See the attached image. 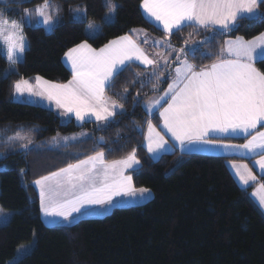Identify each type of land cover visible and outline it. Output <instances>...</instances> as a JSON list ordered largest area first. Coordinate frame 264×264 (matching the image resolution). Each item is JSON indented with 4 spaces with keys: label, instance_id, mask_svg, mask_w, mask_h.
Here are the masks:
<instances>
[{
    "label": "trees",
    "instance_id": "trees-1",
    "mask_svg": "<svg viewBox=\"0 0 264 264\" xmlns=\"http://www.w3.org/2000/svg\"><path fill=\"white\" fill-rule=\"evenodd\" d=\"M107 1L48 0L54 25L46 31L23 19L26 51L12 63L15 70H7L11 62L0 43V206L12 211L9 221L0 224V264L33 239L31 251L12 264H264V215L232 175L227 163L231 157L178 149L157 158L148 154L147 122L159 127L160 118L157 111L149 113L144 102L165 90L168 71L149 82L150 68L133 65L125 70L106 90L123 109L102 126L93 121L63 122L47 107L11 99L13 84L21 79L68 81L71 72L62 57L81 42L98 48L133 28L164 37L143 14L142 0H114L112 22L104 20ZM38 2L44 0L0 3L2 8L13 7L1 19L21 22L24 9ZM257 10L256 16L239 20L231 31L189 27L168 39L181 48L197 46L207 37L209 42L195 56L187 55L197 67L204 66L217 60L226 39H250L264 31V3ZM89 21L99 24L93 36L86 33ZM202 52L212 53L211 58H201ZM256 67L264 71V62L257 61ZM125 88L127 98L122 99L117 94ZM81 130L89 131L88 137L49 147L56 134ZM17 133L24 137L23 144L10 139ZM134 149L140 163L129 175L136 188L152 191L148 201L115 206L103 216L79 218L72 224L44 222L37 179L100 151L105 161H113Z\"/></svg>",
    "mask_w": 264,
    "mask_h": 264
},
{
    "label": "snow or ice",
    "instance_id": "snow-or-ice-1",
    "mask_svg": "<svg viewBox=\"0 0 264 264\" xmlns=\"http://www.w3.org/2000/svg\"><path fill=\"white\" fill-rule=\"evenodd\" d=\"M260 3L264 0H142L141 7L154 26H162L165 36L171 37L189 27L231 31L239 20L253 18ZM108 6L111 14L116 5L108 0ZM49 8L48 0H44L33 10L25 9L21 22L0 19V43L5 46L6 57L11 63H17L26 51L23 19L30 20L34 12L43 18L45 25H51L53 16L47 11ZM88 27L94 30L96 26L89 24ZM132 32L135 34L137 30ZM208 42L205 37L197 46L176 49L168 40H156L152 46L166 49L167 55L160 57L157 53L160 58L152 59L130 34L110 40L98 50L84 41L65 53L72 73L67 84H51L36 77L37 84L44 85L42 90L34 91L27 81H19L15 91L21 95L27 91L29 95L46 97L63 109L64 114L73 113L78 120L91 116L96 121L108 123L119 114L118 109H123V104L105 94L107 89L114 87L118 76L133 65L152 66L149 82L152 78L158 81L160 75L168 71L171 83L162 96L148 102V111L153 112L157 106L163 108L160 112L163 126L181 148L195 142L215 143L205 139L209 133L243 135L245 143L224 146L241 149L245 156H258L254 163L264 171V130H257L258 126L264 129V71L256 67L257 61L264 62V33L252 40L237 37L226 41V47L220 49L217 60L210 65L197 68L189 63L186 58L189 52L195 56L200 46ZM143 43L147 44L148 40ZM200 55L210 59L212 53ZM170 57H174V67H170ZM140 86L144 87L143 81ZM156 86L153 83V88ZM126 94L127 88L117 95L126 99ZM161 101L167 107H163ZM147 125L148 152L156 153L167 141L151 120ZM104 155L103 151L97 152L37 179L42 213L72 224L76 219L74 213L106 212L115 196L149 191L135 189L132 176L125 175V169L140 163L135 149L125 158L110 163L105 161ZM232 167L242 184L248 186L250 181L256 180L248 164L234 163ZM260 187L264 193V185ZM262 193L254 192L253 195L258 196L264 208ZM92 206H99V209ZM3 222H7L6 217Z\"/></svg>",
    "mask_w": 264,
    "mask_h": 264
},
{
    "label": "crops",
    "instance_id": "crops-1",
    "mask_svg": "<svg viewBox=\"0 0 264 264\" xmlns=\"http://www.w3.org/2000/svg\"><path fill=\"white\" fill-rule=\"evenodd\" d=\"M115 4V3H114ZM142 4V2H141ZM33 10V9H31ZM141 10L143 12V14L145 15V17L151 22L153 23L148 17L147 15L145 14L143 8L141 7ZM258 13V10L256 11L255 13V16L257 15ZM112 16H108V18H105L106 21H111ZM28 24H38V25H42L45 29H50L53 25H54V22L55 20L53 19V23L51 25H45L43 23V20H42V17H39L37 16L34 12L32 14V18L29 20V19H26L25 20ZM89 24H93L95 25V29H89L88 25ZM154 24V23H153ZM158 27L162 32H163V28L162 26H156ZM99 25L97 23H88L87 26H86V33L87 35L89 36H93L95 34H97L99 32ZM135 29L137 30V33H133L132 30ZM131 29L128 33L126 34H130V35H133V39L134 40H137L138 43H140V46L142 48L145 49L146 53L149 55V58H152V59H158L162 56H165L167 55V50L166 49H163V48H160V47H153L152 46V42L153 41H156V40H160V41H164V40H168V37L165 36L164 34V37H161V36H157L155 34H152L150 33L149 31L145 30V29H142V28H133ZM142 30V31H141ZM217 30H219V28H217ZM164 33V32H163ZM124 34V35H126ZM124 35H121V36H124ZM258 35H256L255 37H257ZM120 37V36H118ZM239 37V36H237ZM237 37H234V38H228L224 41V44L222 46V48L226 47L225 45V42L226 41H229V40H235ZM117 38V37H116ZM116 38H113L111 40H114ZM254 38V37H253ZM253 38H250V39H244V40H252ZM144 40H148V43L147 44H144L143 41ZM109 42V41H108ZM107 42V43H108ZM82 43V42H81ZM105 43V44H107ZM80 44V43H79ZM104 44V45H105ZM78 45V44H77ZM103 45V46H104ZM172 45V44H171ZM76 46V45H75ZM73 46V47H75ZM101 46V47H103ZM174 48L176 49H179V47H176L174 45H172ZM71 47V48H73ZM93 47V46H92ZM101 47H98V48H95V49H100ZM69 50V49H68ZM67 50V51H68ZM66 51V52H67ZM65 52V53H66ZM159 53L160 54V57H158L156 54ZM188 62L193 64L190 59L188 57H186ZM174 60V57H170L169 58V64H170V67H174L175 66V63L172 62ZM62 61L63 63L67 66V68L70 70L71 72V68H70V65L66 62V57H65V54L63 55L62 57ZM216 61V60H215ZM213 61V62H215ZM211 62V63H213ZM161 63H163V60H161ZM211 63L207 64V65H210ZM142 67H145V68H152V66H144V65H140ZM206 66V65H204ZM200 67H203V66H200ZM199 68V67H197ZM174 75V73H173ZM36 77H39V76H35V77H31V78H26V79H21L19 81H27L28 82V85H30L33 89V87L36 88L37 91H40L42 90V88L44 87V85L42 84H37V81H36ZM41 78V77H40ZM42 81H47L51 84H67L69 80L72 79V73H71V78L66 81V82H53V81H48L44 78H41ZM17 81V82H19ZM15 82L13 84V87H12V90L14 91L15 89V84L17 83ZM171 83V79L169 78V82L168 84ZM168 84L165 88L164 91H162L161 93H158V94H155L153 96H151L150 98H148L145 102H144V106L146 108V110L148 111V102L149 101H152V100H155L157 99L158 97L162 96L164 94V92L167 90L168 88ZM12 93V92H11ZM106 94V93H105ZM27 102H32V103H36V104H39V105H42L44 107H47L49 109H51L52 111H54L60 118L61 121L63 122H66V121H71L73 120L75 123L77 124H82L83 122H86V121H93L97 126H102V125H105L106 122H102V121H96L95 120V117H91V116H86L83 120H78L75 116V114L73 113H68V114H64V110L61 109V108H58L55 104L54 101H49L46 97H41V96H35V97H32L30 98L29 100H26ZM161 103L163 104V101H161ZM163 107H167L166 104H163ZM118 112L120 111V109L117 110ZM154 111H157L158 114H159V118H160V123H159V127L154 126L156 127L157 131L160 132V134L164 137V139L167 141V144L164 145V147L160 150H158V153L155 154L156 155H161L162 153L164 152H168V151H171V150H174V149H178L179 151H182V152H194V153H204V154H216V155H224V156H228V157H231L227 163H228V167L232 173V175L234 176L235 180L237 181V183L245 188V189H248V192H249V195L251 197V199L255 202V204L258 206V208L260 209V211L262 212V214L264 215V208H262L259 204V200H258V196H255L253 195L254 192L256 193H262V190H261V185H264V171L260 170L259 167L257 165H255L254 161L255 159H258L259 157L256 156V157H253V156H245L243 155V150L241 149H234V148H229V147H225L224 145H238V144H243L246 142L245 138L243 137V135H225V134H221V133H209V135L207 137H205V139H210V140H214L216 141L215 143H212V144H204V143H201V142H195L193 144H187L185 147L181 148V146L179 145V142L176 141L174 138H172L171 134L167 132V130L164 128L163 126V118L160 116V112L163 111V108L162 107H159L157 106V109L154 110ZM153 111V112H154ZM147 128V127H146ZM257 130H264V129H260L259 126H258V129ZM80 132V131H79ZM89 135V134H88ZM145 143H146V139H145ZM147 149V148H146ZM148 151V149H147ZM148 154L150 155V153L148 152ZM158 155V156H159ZM152 158L154 157L153 154L150 155ZM90 157V156H89ZM88 158V157H87ZM85 158V159H87ZM83 159V160H85ZM120 160V159H119ZM108 163L112 162V161H106ZM236 164V165H241V164H248L249 167L251 168L252 170V173L253 175L256 176V180L255 181H250V184L248 186L242 184V182L240 181L239 177L236 175V170L232 167L233 164ZM75 164V163H74ZM139 164H137L134 168H136ZM66 168V167H65ZM134 168H130L129 169V172L130 170L134 169ZM59 171V170H57ZM55 171V172H57ZM128 172V174H129ZM53 173V172H52ZM49 175V174H48ZM47 176V175H45ZM35 185V188L37 189V192H38V195H39V202H40V188L38 185ZM264 194V193H262ZM127 205H130V204H127ZM41 210V209H40ZM41 217L42 219L44 220V222L46 224H58L56 223L57 221H62L61 218H56V217H48V216H45L42 211H41ZM64 222V221H63ZM59 223H62V222H59Z\"/></svg>",
    "mask_w": 264,
    "mask_h": 264
},
{
    "label": "rangeland",
    "instance_id": "rangeland-1",
    "mask_svg": "<svg viewBox=\"0 0 264 264\" xmlns=\"http://www.w3.org/2000/svg\"><path fill=\"white\" fill-rule=\"evenodd\" d=\"M23 1H27V0H0V3H2V4H8L10 2L20 3V2H23ZM111 2L113 4L115 3L114 0H111ZM42 4H43L42 2H38V3H35L31 7H28L26 9H31V8L35 9V7L37 5H42ZM105 4H106V7H107V10H106L105 15H104V20H105V18H108V16L110 15V16H112L113 19H111V21H107V22H112L114 20L115 12H112L110 14V8L108 6V1L105 2ZM115 5H116V3H115ZM9 8H13V7L10 6V5H7L4 8L0 7V19L8 16L7 11H8ZM256 11H257V9H256ZM42 20H43V18H42ZM89 22L90 23H96V22H93V21H89ZM45 30L46 31H50V29H45ZM261 33H264V31L261 32ZM260 34H258V36ZM7 70L8 71L15 70V66L12 63H9ZM33 90L37 91L35 87H33ZM35 96H37V95H29V93L27 91H25L24 94L21 95V94L17 93L15 91V89H14V91L12 90V93H11V99L15 100V101H26V100H29L32 97H35ZM88 134H89V131H87V130H81L80 132L78 131V132H72V133H68V134H56L49 141V147L54 148V147H56L58 145L68 144L70 142H76V141H79L81 139H84V138L88 137ZM147 136H148V125H147V128L145 130V139H146L145 146L148 149V147H147L148 146ZM10 138L13 139V140L22 141V144L24 142V137L22 135H19V137H17V134H14ZM157 153H158V151L156 153H150V155L153 154V156H154L153 158H157V156L159 155L158 154V155L155 156V154H157ZM95 154H93L91 156H94ZM1 156H2V153H0V157ZM121 159H123V158H121ZM117 160H119V159H117ZM136 165L137 164L133 165L132 168H134ZM129 169L130 168L125 169V175H129L128 174ZM132 185H133V187L135 189H141V188H136L134 186V184H133V181H132ZM146 189H148V188H146ZM148 190L149 191L146 192V193H141L139 191H136L135 193H129L127 195H121V196L113 197V203L108 208V211H106V212L97 210V211H90V212H88L86 214H83V215H78V214L74 213L73 216L76 217L75 220H78L79 218H83V217H97V216L99 217V216H103V215L107 214L108 212H110L112 210V208L115 207V206H127V204H138V203L146 202L152 196V191L150 189H148ZM69 198H71V194H69ZM92 207L99 209V206H92ZM11 216H12V211L11 210L5 209L2 206H0V224H5V222H3L5 217L7 218V222H8ZM59 222H63V220L62 221L59 220L56 223H59ZM34 241H35V239L30 241L29 243L19 245L17 247L16 251H15L14 256L12 258H10L9 260H7L5 264H12L13 262L18 260L22 256L26 255L28 252H30L32 247H33V245H34Z\"/></svg>",
    "mask_w": 264,
    "mask_h": 264
}]
</instances>
